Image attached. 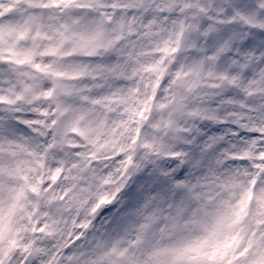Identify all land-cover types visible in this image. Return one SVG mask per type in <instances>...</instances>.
<instances>
[{
  "label": "clouds",
  "instance_id": "1",
  "mask_svg": "<svg viewBox=\"0 0 264 264\" xmlns=\"http://www.w3.org/2000/svg\"><path fill=\"white\" fill-rule=\"evenodd\" d=\"M0 264H264V0H0Z\"/></svg>",
  "mask_w": 264,
  "mask_h": 264
}]
</instances>
